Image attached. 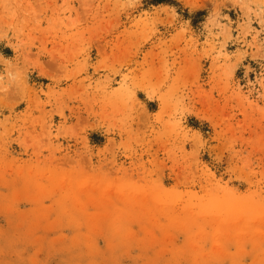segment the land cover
Masks as SVG:
<instances>
[{
  "label": "rangeland",
  "instance_id": "rangeland-1",
  "mask_svg": "<svg viewBox=\"0 0 264 264\" xmlns=\"http://www.w3.org/2000/svg\"><path fill=\"white\" fill-rule=\"evenodd\" d=\"M0 264H264V0H0Z\"/></svg>",
  "mask_w": 264,
  "mask_h": 264
},
{
  "label": "trees",
  "instance_id": "trees-1",
  "mask_svg": "<svg viewBox=\"0 0 264 264\" xmlns=\"http://www.w3.org/2000/svg\"><path fill=\"white\" fill-rule=\"evenodd\" d=\"M161 1H163V0H150V2H161Z\"/></svg>",
  "mask_w": 264,
  "mask_h": 264
}]
</instances>
